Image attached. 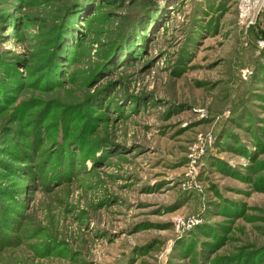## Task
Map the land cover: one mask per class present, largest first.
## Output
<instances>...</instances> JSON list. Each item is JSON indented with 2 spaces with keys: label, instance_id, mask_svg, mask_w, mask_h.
Listing matches in <instances>:
<instances>
[{
  "label": "rangeland",
  "instance_id": "1",
  "mask_svg": "<svg viewBox=\"0 0 264 264\" xmlns=\"http://www.w3.org/2000/svg\"><path fill=\"white\" fill-rule=\"evenodd\" d=\"M0 264H264L263 17L0 0Z\"/></svg>",
  "mask_w": 264,
  "mask_h": 264
},
{
  "label": "built area",
  "instance_id": "2",
  "mask_svg": "<svg viewBox=\"0 0 264 264\" xmlns=\"http://www.w3.org/2000/svg\"><path fill=\"white\" fill-rule=\"evenodd\" d=\"M238 9V21L240 24L250 26L255 24L258 18L264 20V0H234Z\"/></svg>",
  "mask_w": 264,
  "mask_h": 264
}]
</instances>
